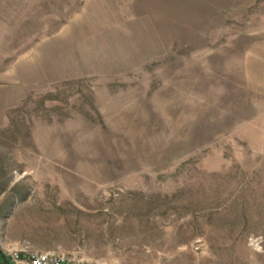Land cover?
Segmentation results:
<instances>
[{"label":"rangeland","instance_id":"1","mask_svg":"<svg viewBox=\"0 0 264 264\" xmlns=\"http://www.w3.org/2000/svg\"><path fill=\"white\" fill-rule=\"evenodd\" d=\"M23 246L264 264V0H0V264Z\"/></svg>","mask_w":264,"mask_h":264},{"label":"built area","instance_id":"2","mask_svg":"<svg viewBox=\"0 0 264 264\" xmlns=\"http://www.w3.org/2000/svg\"><path fill=\"white\" fill-rule=\"evenodd\" d=\"M260 244L258 239L251 241ZM2 264H102L75 260L56 250L32 252L28 247H20L6 253Z\"/></svg>","mask_w":264,"mask_h":264},{"label":"crops","instance_id":"3","mask_svg":"<svg viewBox=\"0 0 264 264\" xmlns=\"http://www.w3.org/2000/svg\"><path fill=\"white\" fill-rule=\"evenodd\" d=\"M2 1H4V0H2Z\"/></svg>","mask_w":264,"mask_h":264}]
</instances>
